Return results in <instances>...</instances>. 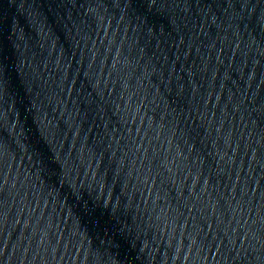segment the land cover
<instances>
[{
  "label": "water",
  "instance_id": "water-1",
  "mask_svg": "<svg viewBox=\"0 0 264 264\" xmlns=\"http://www.w3.org/2000/svg\"><path fill=\"white\" fill-rule=\"evenodd\" d=\"M0 264H264V0H0Z\"/></svg>",
  "mask_w": 264,
  "mask_h": 264
},
{
  "label": "snow or ice",
  "instance_id": "snow-or-ice-1",
  "mask_svg": "<svg viewBox=\"0 0 264 264\" xmlns=\"http://www.w3.org/2000/svg\"><path fill=\"white\" fill-rule=\"evenodd\" d=\"M228 3L231 4H235V3H239L240 6H245L248 3V0H228Z\"/></svg>",
  "mask_w": 264,
  "mask_h": 264
}]
</instances>
